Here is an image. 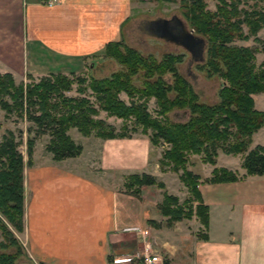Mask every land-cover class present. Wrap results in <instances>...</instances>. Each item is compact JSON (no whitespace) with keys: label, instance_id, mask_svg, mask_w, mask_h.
<instances>
[{"label":"crops","instance_id":"obj_1","mask_svg":"<svg viewBox=\"0 0 264 264\" xmlns=\"http://www.w3.org/2000/svg\"><path fill=\"white\" fill-rule=\"evenodd\" d=\"M47 1L0 0V73L20 81L27 74L37 79L61 73L60 68L77 66V60L84 64L107 42L120 40L126 0ZM99 143L98 158H82L83 152L60 161L32 155L25 165L21 239L35 264H128L114 260L142 252H159L167 264H264V175H247L243 156L225 165L218 152L215 164L201 162L210 165L207 175L198 174L208 207L204 228L196 215L167 224L154 208L160 203L156 189L143 186L135 201L115 187L116 173H147L165 182L147 137ZM220 167L238 179L203 181ZM142 237L152 241L150 247L140 245Z\"/></svg>","mask_w":264,"mask_h":264},{"label":"trees","instance_id":"obj_2","mask_svg":"<svg viewBox=\"0 0 264 264\" xmlns=\"http://www.w3.org/2000/svg\"><path fill=\"white\" fill-rule=\"evenodd\" d=\"M184 1L189 27L207 41L205 60L197 65L205 67L208 76L217 75L222 79L215 104L199 102L192 83L179 73L178 64L183 62V54L167 53L157 60L141 55L119 40L107 43L104 55L113 57L123 68L109 77H92L87 85V79L82 76L73 80L63 74H48L34 79L27 74V82L16 83L10 73H0V110L6 117L14 113L30 123L26 131H33L34 139L48 134L46 151L55 161L78 156L82 151V146L68 134L70 128L84 136L93 134L103 139L130 137L123 131L116 132L113 125L99 118L101 111L120 119L132 118L136 125L153 129L155 134L151 141L161 138L171 145L159 160L161 170L170 163L174 171L182 168L181 180L190 194L180 204L176 196L164 193L159 205L163 216L167 217L166 223L196 215L207 228L208 207L199 192L200 177L184 169L188 153H201L204 162L212 165L219 150L228 155L244 153L241 166L246 174L264 175V146L249 148L253 134L264 124V112L254 108L252 98L253 94L264 91V60L256 66L257 48L235 44L253 37L254 41L262 42L264 52V40L257 37L264 23V5L259 6V3L264 0H249L253 2L251 9L239 8L248 0H217L214 12L206 9L205 0ZM74 83L79 95L68 96L66 92L72 90ZM87 89L95 103L84 95ZM120 93L129 101L125 102ZM151 97L165 125L150 116L147 102ZM135 98L143 101L137 102ZM176 108L187 109L185 121L168 120L167 113ZM20 143L11 129L0 136V264H33L20 258L19 242L6 224L8 222L18 232L23 230L25 162L18 150ZM26 149V165H30L32 138L26 140ZM237 179L234 171L220 167L214 168L203 181L217 183ZM142 185L164 187L163 182L151 174L127 176L125 187L133 194H138Z\"/></svg>","mask_w":264,"mask_h":264},{"label":"rangeland","instance_id":"obj_3","mask_svg":"<svg viewBox=\"0 0 264 264\" xmlns=\"http://www.w3.org/2000/svg\"><path fill=\"white\" fill-rule=\"evenodd\" d=\"M184 0H126V5L128 6V17H126L125 21L122 24L121 34H120V41H122L124 44H126L128 47L133 48L141 53V55L145 57H153L157 60L161 59L165 54L167 53H181L183 54V62L178 64V71L179 73L184 76L189 82L192 83L194 91H196L198 97L197 100L199 102L212 105L215 104L218 101V89L220 87V84L222 82V79L218 77L217 75H207V69L198 67V63L192 62L189 64L190 56L189 54L180 46L164 41L162 39H158L155 37H152L148 35L145 30V23L148 20L157 18V17H165L169 18L172 15L179 16L189 27V21L186 16V10L187 5L184 3ZM206 3V9L210 10L211 12H214L217 8L218 1L217 0H205ZM252 1H246L245 4L242 3L239 5V8H245V9H251L253 7ZM264 3H259V6H263ZM191 28V27H189ZM246 30V27H245ZM257 37L260 40H264V23L262 27L257 32ZM110 42V41H109ZM107 42V43H109ZM106 43V44H107ZM102 48V50L99 51V56L91 57L90 59H87L84 64L81 60H77L75 62L76 65H73L74 67L64 66L60 68L63 72H49L52 74H63L69 78H72L75 80L76 77L82 76L87 79L86 85L89 82V79L92 77L95 78H105L111 76L112 73L120 70L123 68L113 57L104 55L105 46ZM235 44L240 46H248L250 48H257V51L255 52V65L259 66L261 62L264 60V52L261 51V48L263 47L262 42L254 41L253 37H251L247 41H241L238 40L235 42ZM93 58V59H92ZM34 62V61H33ZM36 63V62H34ZM83 64V65H82ZM92 64V67H91ZM40 67L36 64L35 69H39ZM41 69V68H40ZM39 69V70H40ZM48 74V73H47ZM25 82L28 81L26 77L23 76L22 78ZM35 79V78H34ZM15 82H20L21 78L20 76H16L14 78ZM76 83L72 84V90L69 93H66L68 96H77L79 95L76 92ZM92 102L94 101V96L91 94V91L87 89L85 94ZM120 97L125 101L128 102V98L124 93H120ZM252 98L254 100V108L258 111L264 112V91L253 94ZM137 102H142V99H134ZM147 110L150 113V116L156 120L159 121L160 125H165L166 122L164 121V117H162L159 107L156 104V101L153 97L148 99L147 102ZM181 111H186L185 115L181 113ZM174 112L177 113V116L173 114ZM187 109H170L168 114V120L170 122H181L185 121L187 117ZM99 118L104 119L108 124L113 125L116 132H124L125 134H129L130 136H145L150 140V144L152 145V152H151V158L156 159V163H158V169L160 171V164L159 160L163 158V153L165 150L169 149L171 147L170 144H167L165 141H163L161 138H158L156 141H151V138L154 136L155 131L153 129H150L148 127H144L142 125H136L134 123V120L132 118L128 119H120L114 116H108L104 112H100L98 115ZM0 136L5 133L7 129H11L15 132L17 136V140L21 141L18 150L22 153L23 159L25 162V165L27 163V149H26V140L33 139V151L32 155L34 158H50L51 154L46 151V146L49 143L50 136L48 134H43L40 136L35 137L34 139V132L31 131L28 133L26 129L28 128L29 124L25 120H20L14 113H11L8 117L5 116V112L3 110H0ZM35 128V127H34ZM33 129V127H32ZM68 134L70 137L74 140L76 144H79L82 146V158H98L100 153L101 144L99 143L102 140H104L101 137H97L95 135H89L84 136L81 133H79L75 128H70L68 130ZM21 137V139H19ZM255 145H263L264 146V124L263 126L253 134L251 144L249 145V148H253ZM219 163L225 164L226 161L229 160V163L234 164L237 161V158H242L244 153L240 155H228L223 153L221 150H219ZM204 155L200 154H194V153H188L187 154V162L185 165V170H189L194 174H199L202 176L207 175L208 173L207 168H210V165H204V167L201 165L202 163H205L203 160ZM32 160V156H31ZM80 161L83 159H79ZM227 164V163H226ZM225 164V165H226ZM173 164L170 163L168 165L163 166V171L165 175L163 176L165 182L162 181V179H157V181H161L164 184V187L160 188L156 185H142L140 187V191L138 194H133L125 187V182L127 180V176L121 177L116 173L115 177L113 176L115 187L119 188V190L126 195H130L131 197H134L133 200L139 199L140 195L142 194L141 188L143 186L146 189H156L155 191L158 192L160 201L163 198L164 193L176 196L179 200V203L181 204L184 202L185 199L189 198L190 194L187 190V187L184 185L183 181L181 180V175L183 173V169L179 168L178 170L174 171L172 169ZM25 167V166H24ZM94 168V167H92ZM97 168V167H96ZM209 170V169H208ZM168 173V174H166ZM105 177V175L101 174ZM198 175V176H199ZM211 175V174H210ZM106 178V177H105ZM200 181V180H199ZM111 182V179H110ZM160 192V193H159ZM146 195H153L152 192H146ZM137 201V200H135ZM155 209L160 212V215L163 216L160 205L157 203L154 207ZM165 217V216H164ZM167 218V217H165ZM3 219V218H2ZM6 221L5 219H3ZM150 225H154L152 222H148ZM6 224L9 225V228L11 229L12 233L14 234L15 238L19 242L20 250L22 252V259H28L33 264H35L32 259L28 256L26 252V246L25 243L22 241V235L21 232H18L13 226H11L8 222ZM142 236V235H141ZM136 237V234H135ZM132 237L129 240H135L136 238ZM131 244L133 242H130ZM135 243V242H134ZM129 244V243H128ZM152 241L151 240H145L143 237L140 240V245L147 247L151 246ZM136 254V253H135ZM135 254H126L124 257L134 255L131 262H128V264H142L141 260L142 257H136ZM22 259H19V262H22ZM126 263V262H125ZM37 264V263H36Z\"/></svg>","mask_w":264,"mask_h":264},{"label":"water","instance_id":"obj_4","mask_svg":"<svg viewBox=\"0 0 264 264\" xmlns=\"http://www.w3.org/2000/svg\"><path fill=\"white\" fill-rule=\"evenodd\" d=\"M144 30L152 37L182 47L190 56L191 62L189 64L204 62L207 47L206 39L197 35L179 16L172 15L169 18L157 17L148 20Z\"/></svg>","mask_w":264,"mask_h":264},{"label":"built area","instance_id":"obj_5","mask_svg":"<svg viewBox=\"0 0 264 264\" xmlns=\"http://www.w3.org/2000/svg\"><path fill=\"white\" fill-rule=\"evenodd\" d=\"M56 0H49L47 1V3L49 5H52L53 2H55ZM136 257H142L143 260H141L142 264H167L166 262V258L159 252H142L140 253H136L135 254ZM133 257H135L134 255H130L127 257H121V258H116L114 260V262H131Z\"/></svg>","mask_w":264,"mask_h":264}]
</instances>
